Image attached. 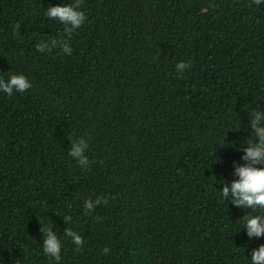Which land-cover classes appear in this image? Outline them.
<instances>
[{
    "label": "trees",
    "instance_id": "obj_1",
    "mask_svg": "<svg viewBox=\"0 0 264 264\" xmlns=\"http://www.w3.org/2000/svg\"><path fill=\"white\" fill-rule=\"evenodd\" d=\"M73 2L0 0V79L31 84L0 90V264H251L264 234L249 237L243 217L264 209L220 189L259 139L264 2L82 0L87 19L69 35L45 13ZM52 38L71 54L37 51ZM81 137L83 167L68 154Z\"/></svg>",
    "mask_w": 264,
    "mask_h": 264
},
{
    "label": "clouds",
    "instance_id": "obj_2",
    "mask_svg": "<svg viewBox=\"0 0 264 264\" xmlns=\"http://www.w3.org/2000/svg\"><path fill=\"white\" fill-rule=\"evenodd\" d=\"M264 0H252L255 5H260ZM82 4V0H74L73 3L67 5L50 6L45 13L49 18L58 20L61 24L65 25V32L69 35L81 25H83L87 19L85 12L79 10ZM16 31L19 25H16ZM18 32V31H17ZM60 45L61 51L65 54H71L72 49L66 41L51 39V47L43 42L36 45L37 51L44 52L46 49L51 51L53 47ZM176 70L179 73L184 72L185 69L191 67V62H178L176 64ZM31 87L28 79L22 74H13L7 81L0 79V90L11 96L14 91L25 92ZM251 126L255 129L252 136L258 137V140L248 144L243 149V160L247 161L246 164L237 166L235 173L239 177L231 182V186L226 184L220 189L223 198H231L232 203L241 207H248L253 209H264V117L260 111H256L251 114L249 121ZM88 148L87 141L81 137L73 142L72 147L68 150V154L76 158L80 167L89 165V159L85 155V151ZM255 165H261L256 167ZM107 203V198H97L96 200L87 199L84 201V209L86 213H91L99 204ZM65 221L72 220L71 216H65ZM99 219V217H97ZM244 226L247 229V235L261 236L264 234V216L246 214L243 217ZM46 236L43 240V252L53 258L56 261L61 259L60 250L61 242L58 239L55 232L50 229H45ZM65 235L72 238L73 244L76 246V250L79 251L84 243L82 237L76 232L66 229ZM110 250L105 247L102 252L107 253ZM251 264H264V244H261L258 248L253 249L251 255Z\"/></svg>",
    "mask_w": 264,
    "mask_h": 264
}]
</instances>
